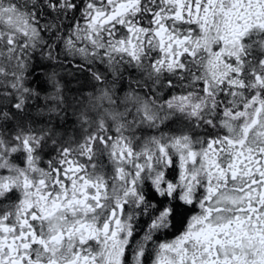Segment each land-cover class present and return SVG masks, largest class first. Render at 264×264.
<instances>
[{
	"label": "snow or ice",
	"instance_id": "obj_1",
	"mask_svg": "<svg viewBox=\"0 0 264 264\" xmlns=\"http://www.w3.org/2000/svg\"><path fill=\"white\" fill-rule=\"evenodd\" d=\"M0 264H264V0H0Z\"/></svg>",
	"mask_w": 264,
	"mask_h": 264
},
{
	"label": "trees",
	"instance_id": "obj_2",
	"mask_svg": "<svg viewBox=\"0 0 264 264\" xmlns=\"http://www.w3.org/2000/svg\"><path fill=\"white\" fill-rule=\"evenodd\" d=\"M71 59V58H70ZM37 69H36V75L40 77H44L45 73H49L51 71V62L46 60H40L37 58ZM77 63V61H72V63H68V61H65L63 68H57L58 71L61 72V76L63 77V80L69 83V87L71 88L72 93H76L78 90H90L88 82H87V73H76L74 71V65ZM69 72H72V74H69ZM79 80V83L77 81ZM51 103V102H49ZM36 105H39L43 107V100L38 99L36 101ZM36 105H33L32 111L35 113L36 111ZM37 119H41V117H37Z\"/></svg>",
	"mask_w": 264,
	"mask_h": 264
}]
</instances>
